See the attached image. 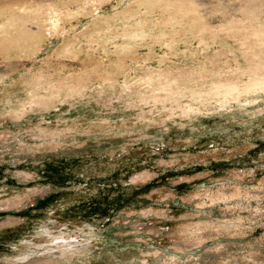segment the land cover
<instances>
[{"label":"rangeland","instance_id":"obj_1","mask_svg":"<svg viewBox=\"0 0 264 264\" xmlns=\"http://www.w3.org/2000/svg\"><path fill=\"white\" fill-rule=\"evenodd\" d=\"M0 264H264V0H0Z\"/></svg>","mask_w":264,"mask_h":264}]
</instances>
